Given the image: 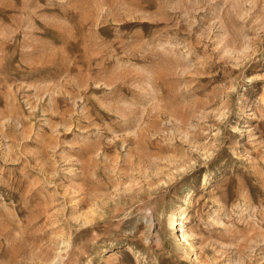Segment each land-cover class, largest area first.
<instances>
[{
	"label": "rangeland",
	"instance_id": "rangeland-1",
	"mask_svg": "<svg viewBox=\"0 0 264 264\" xmlns=\"http://www.w3.org/2000/svg\"><path fill=\"white\" fill-rule=\"evenodd\" d=\"M0 264H264V0H0Z\"/></svg>",
	"mask_w": 264,
	"mask_h": 264
},
{
	"label": "bare ground",
	"instance_id": "bare-ground-1",
	"mask_svg": "<svg viewBox=\"0 0 264 264\" xmlns=\"http://www.w3.org/2000/svg\"><path fill=\"white\" fill-rule=\"evenodd\" d=\"M178 220H179V218L176 217V215H174L173 218H172V220H171V223H170L171 227H173V228H177L176 225H177V223H178V222H177Z\"/></svg>",
	"mask_w": 264,
	"mask_h": 264
}]
</instances>
